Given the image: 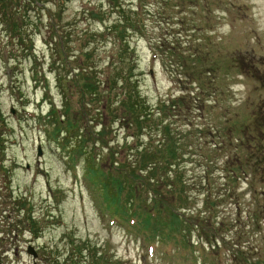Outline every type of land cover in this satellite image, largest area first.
I'll list each match as a JSON object with an SVG mask.
<instances>
[{"label":"rangeland","instance_id":"obj_1","mask_svg":"<svg viewBox=\"0 0 264 264\" xmlns=\"http://www.w3.org/2000/svg\"><path fill=\"white\" fill-rule=\"evenodd\" d=\"M44 1V8L19 6L21 38L0 25V264H54L55 257L65 262L74 241L80 247L90 241L86 247L121 264H264V0H119L138 24L126 35L128 50L109 32L121 17L107 0ZM211 60L218 71L207 76ZM185 66L193 70L186 72ZM87 67L92 69L80 73ZM123 73L137 78L141 101L155 110L151 131L121 124V85L125 93L135 88H125ZM116 77L120 84L106 103L105 83ZM92 78L101 82L99 102L87 107L85 99L88 103L92 95L85 85ZM199 85L208 90L201 94ZM115 108L118 119L111 124L109 111ZM52 112L80 133L93 138L106 133L93 165L115 175L123 164L134 165L132 156L143 148L158 152L162 137L156 127L183 130L180 147L188 146L182 152L190 158L179 176L191 192H212L217 205L213 218L200 222L203 232L190 233L192 254L184 258L186 252L180 254L165 238L174 224L169 212H162L161 230L153 233L141 231L136 216H111L100 188L85 177V160L65 144L68 134ZM99 114V124L88 121ZM200 114L205 118H196ZM192 123L215 126L214 138L210 130L187 128ZM242 166L246 170L239 171L235 185L226 177ZM146 176L137 172L128 185L118 174L126 184L111 208L127 209L133 186L145 184ZM173 178L182 184L176 174ZM167 184L157 186L164 196L158 200L168 205L176 198ZM232 184L233 198H218ZM142 200V207L152 209V194L143 193ZM205 200L194 197L195 203L185 206L199 209ZM210 242H216L214 248Z\"/></svg>","mask_w":264,"mask_h":264},{"label":"trees","instance_id":"obj_2","mask_svg":"<svg viewBox=\"0 0 264 264\" xmlns=\"http://www.w3.org/2000/svg\"><path fill=\"white\" fill-rule=\"evenodd\" d=\"M113 7L119 12V16L121 17L118 22V24L112 25L109 29L112 34L117 36L120 39V42L122 44L126 43V35L128 32L132 29H135L138 24L133 22L130 17L127 16L125 10H123L122 4L120 3L119 0H107ZM61 4L64 5L66 3V0H60ZM59 2V3H60ZM34 5V7H43L45 5L44 0H0V25H7V28L10 31H14L19 35L21 38V25L20 22L23 21V17L21 18L18 15L21 12V9L19 8L20 5ZM61 5V6H62ZM59 6V5H58ZM60 7V6H59ZM28 10V8H26ZM23 40V38H22ZM62 41L64 43V39L62 38ZM63 43H59L60 47V53L65 51V47L63 46ZM127 50L130 49V46L127 44ZM67 55V54H66ZM88 60L91 56V54H86L85 55ZM182 58V57H181ZM202 58L201 55L198 57V59ZM196 61V59H195ZM207 62V67L204 73L208 76L211 74H215V71H218V66L216 62ZM88 66V65H87ZM205 67V65H204ZM182 68V67H181ZM186 69V72L188 70H193V67L191 66L190 68L188 66L183 67V69ZM92 69L91 67L87 68H81L80 73H86ZM97 74V72H95ZM96 76V75H95ZM125 78H127L125 80ZM60 84L63 82V77L59 76L58 78ZM87 79V77H86ZM88 80V79H87ZM125 80V82H124ZM89 82V81H88ZM125 83V88H128L129 86L133 85L135 88L131 92L125 93L124 88L121 85V90L124 91L123 93V100L120 102V105L122 108V121L121 124L123 127H126L127 129H133V128H139L140 130L145 129V127H148L149 131L152 130L154 127V116H155V110L154 109H149V107H146L144 105V100L142 99L141 94L139 91H137V78L133 76L132 74H129L128 76H124V73L122 75V82ZM101 82L99 80L97 81L96 78L90 79V82L85 85L91 92V97L90 101L87 103L85 99V105L87 107H91V105H94L95 101L98 100L99 102V85ZM120 84V78L116 77L113 80L108 81L105 83L106 90L105 91L106 95L104 97V101L106 103H110L111 95L109 91L112 89L117 88V86ZM128 85V86H127ZM200 92L205 93L207 88H203L202 85H199ZM206 89V90H205ZM109 93V94H108ZM106 97L107 100H106ZM126 98V99H125ZM126 100V101H125ZM143 100V101H141ZM105 103V104H106ZM176 108H180L178 105ZM55 110V109H53ZM112 111H109V117L111 118V121L115 123L117 121V113L116 115H113V111L117 112L119 108L115 109H110ZM53 115H56L55 112H52ZM87 115V114H86ZM185 116V115H184ZM196 118H199L201 116L202 119L203 115H196ZM188 115L185 116L187 118ZM196 119L195 117H193ZM56 123H58V127L61 128L62 130L65 129L66 133L68 134V141L65 142L67 143V146L71 149V151H75V156L77 158H81L82 160L84 159V164L86 165V172H85V177L87 180L92 183L94 186L99 187L101 191V198L103 199V203L105 205V208H107V211L112 213V215L117 216H125L126 218H130L132 216H137L139 218L140 223L142 224L143 228L147 229L150 226H152V232L153 230L156 232L160 229L158 220L160 219V215L162 212H169V219L171 222H173V225L169 224V228L167 229L168 231L166 232V239L169 238V244L172 246V248H176L181 252L183 249H188V243H189V236L192 231H196L198 233L203 232L204 226L201 225L200 222H205L209 221L211 218H213V214L215 212V209L217 208L216 203L212 202L211 197L213 198V193L208 192L207 196L205 195L202 191L196 193V192H191V190L185 185V182L187 180H183V176H179L180 173H183L182 170H186V164L185 158H190L182 152L183 148H186L188 146H182L183 148L180 147V142L181 139L183 140L185 136H183L181 133L183 130L175 131L172 130L170 124L169 127L165 126L162 128V130H158L159 128L156 127V132L158 134H161L160 140L158 141V152L152 151L150 147L143 148L141 151L136 153V157L132 156L135 158V161L132 162L134 165H126L123 164L119 170H116L115 172L118 174H122L126 176V181H128V185L131 184L130 181H135L137 177V172L139 173H144L147 178V181L145 184H141L140 186L134 185L132 188V192L130 193V197L128 199L132 200V204L130 203L128 205L127 209L121 208V206L113 207L111 208V204H113V201H119L121 197V192L123 191V187L125 186L124 182L117 177L113 172L104 170L102 167H95L93 165V158L92 155L94 154V150H96V145L97 143H100L102 140V137L106 135L104 132H94L96 134V138L91 137L90 135H87V133H80L81 128L76 127L75 125H69L66 127L63 124V121H61V115L60 117H57L56 115ZM206 120V119H205ZM89 122L96 121L101 122V115H93L92 117L89 118ZM204 123V122H203ZM160 124H163V120L160 121ZM147 125V126H145ZM159 125V124H158ZM191 125L190 130H197V131H203V130H210L209 134L210 137H213L212 130L215 128V126L210 125L208 127H203L202 125L199 126L196 123L188 124L187 128ZM65 126V128H64ZM56 128V130L59 132V128ZM77 129V132L74 134V130ZM61 130V131H62ZM95 130V128H94ZM215 130V129H214ZM140 137V136H139ZM91 139H93L91 141ZM157 142V140H155ZM71 143V144H70ZM73 143V144H72ZM69 144V145H68ZM91 144L93 146H91ZM137 144V143H136ZM135 144V145H136ZM138 146V147H137ZM139 144L136 145V148L138 150ZM66 147V148H68ZM70 154V153H69ZM114 159V158H113ZM201 161L203 159H200ZM209 160V159H208ZM194 163L196 162L193 160ZM187 162V161H186ZM117 163L114 161V164ZM156 167V168H155ZM245 168L243 166L240 168V170H231L228 172V177L230 181H232L233 184L236 185V183L240 179V172H244ZM118 171V172H117ZM226 170H224L225 172ZM174 174L177 175V177L182 181H175L173 178ZM248 174V173H247ZM245 174V175H247ZM251 175L253 173L251 172ZM167 186L169 189H173V195H175L174 198H176L174 203H170L167 205V203L163 202L162 200L159 201V197H164L161 195L160 188H158V184L161 183L162 181L168 183ZM130 180V181H129ZM176 183V185H174ZM178 183V184H177ZM188 183V182H187ZM233 184L229 186L227 189H225L224 193L221 195H218V198H233L234 196V190H233ZM179 185V187H178ZM212 185V184H211ZM183 186V187H182ZM213 186V185H212ZM188 188V189H186ZM148 192V194L153 195V203L154 205L152 206V209H150L148 206L147 207H142L141 204L143 205V200H142V194ZM202 192V193H201ZM201 196L205 197V203L203 204L202 208L199 209H190L185 204L187 202H194V197L200 198ZM216 198L217 200H219ZM130 200V201H131ZM142 207V208H141ZM131 208V209H130ZM119 211V214L114 213L115 211ZM132 210V211H131ZM141 210V211H140ZM209 215L210 218H207L206 215ZM32 220V224H35V220H33L32 217L28 216ZM196 219H198L196 222ZM196 223H195V222ZM170 223V222H169ZM258 223V222H257ZM217 223H214V226ZM213 226V227H214ZM36 226H33V232L37 231ZM162 235V238L165 235V230L163 232L160 231V234ZM86 242V241H85ZM90 241H87L84 243L85 247H80L78 244L71 243L73 245L72 251L69 253V257L65 259V262H61L60 258L55 257V262L54 264H119V263H113L111 260L106 258V255L103 254L102 251L95 250L93 248H90V246L86 247V245H89ZM188 242V243H187ZM91 243V242H90ZM216 242L211 243L210 242V247L215 246ZM91 246L93 244H90ZM86 252H88L86 254ZM100 255V256H98ZM103 256L104 259L103 262H101L100 257Z\"/></svg>","mask_w":264,"mask_h":264},{"label":"water","instance_id":"obj_3","mask_svg":"<svg viewBox=\"0 0 264 264\" xmlns=\"http://www.w3.org/2000/svg\"><path fill=\"white\" fill-rule=\"evenodd\" d=\"M29 252L32 253L34 255V257L36 256V253L34 252V250L32 248H29Z\"/></svg>","mask_w":264,"mask_h":264}]
</instances>
